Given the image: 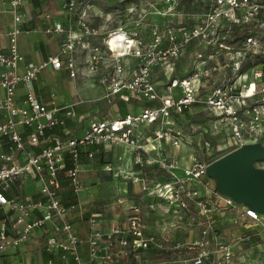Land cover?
<instances>
[{
  "label": "built area",
  "instance_id": "1",
  "mask_svg": "<svg viewBox=\"0 0 264 264\" xmlns=\"http://www.w3.org/2000/svg\"><path fill=\"white\" fill-rule=\"evenodd\" d=\"M24 1L8 0L6 11L12 16V24L0 31V254L26 243L35 228L46 225L53 231L44 243L49 258L37 264H112L111 253L101 255L98 243L123 230L115 227L104 232L96 227V216L91 214L87 218L88 248L85 261L82 260V241L70 220L79 203L65 207L60 196L66 188L75 195L82 189V151L93 159L105 145L131 147V159L136 165L156 166L168 176L155 181L150 194L183 210L190 211V202L194 204L196 212L188 225L196 223L201 229L199 238L188 246L201 250L187 258L189 264L231 261L233 245L246 241L250 222L258 226L257 230H249L251 234L264 239V215L214 188L209 197L197 187H206L205 168L213 160L192 152L187 165L181 164L173 152L151 153L136 134L137 127L145 126L154 141L168 140L175 150L183 144L191 146L194 130L192 135L175 131V120L200 106L228 134L236 144L234 148L247 142L264 146V61L249 63L255 55L264 57V1L193 0L186 12L179 7L183 0H158L149 3L153 9L144 6L139 13L137 24L147 30L131 33L121 27L98 30L91 24L92 15L87 10L92 6L91 0H62L67 23L56 22L43 30L62 34L58 51L21 66L18 36L27 29L21 27L26 15L19 7ZM1 11L5 10L0 6ZM148 16L151 20L147 25ZM244 22H252L253 29L245 30L243 38L233 43L222 42L232 23ZM121 35L124 39L114 40L117 45L109 44V40ZM195 42L202 48L193 52L194 59L187 57V69L178 70L179 59L192 55L190 47ZM220 51L226 54L222 56ZM214 56H220L221 64L212 59ZM48 66L66 69L72 80L98 82L107 98L158 104L112 119L90 120L77 136L66 127L68 119L78 118L74 104H57L52 96L45 101L36 92L34 82ZM221 70L222 79L210 81L211 75ZM158 74L161 81L156 80ZM19 85L25 88L21 99L16 95ZM55 129L66 135L60 136ZM104 169L111 168L105 164ZM28 184H35L37 197L25 194ZM216 210H234L231 224L244 227L233 245L216 239L212 216ZM136 221L135 216L129 219V245L146 248L148 240L141 238L142 230ZM128 242L120 240L123 246ZM208 244L212 250L203 249ZM184 245L177 243L173 248Z\"/></svg>",
  "mask_w": 264,
  "mask_h": 264
},
{
  "label": "rangeland",
  "instance_id": "2",
  "mask_svg": "<svg viewBox=\"0 0 264 264\" xmlns=\"http://www.w3.org/2000/svg\"><path fill=\"white\" fill-rule=\"evenodd\" d=\"M156 1L158 0H91L92 6L89 9H93L92 11L95 10L97 13L95 16L92 14V18H96L94 23L101 32L110 30L113 27H121L131 33H135L140 30H147V27L145 28V26L137 24V19L144 6L147 9H153L152 5L149 7L148 5L150 2ZM191 2L192 0L189 1V3ZM185 4L186 3L182 2L179 7L183 8ZM117 6L120 8L118 9ZM128 10H132V12L128 13ZM195 19L192 20V22H194ZM150 20L151 16H148L146 18L147 25ZM244 25H246L244 30L247 32L253 27L252 22H244ZM228 31L229 29H227L226 37L229 35ZM200 48H202V46L195 42L190 47L192 52L189 54L192 55H187L183 57L182 60L179 59L180 63L178 70L182 68L187 69L189 61L187 57L189 56L191 60L194 59L193 52ZM220 53L222 56L226 54L224 51H220ZM219 58L220 56L212 57L214 61L221 64V59ZM223 73L224 70L213 73L210 81L222 79ZM53 79H58V77H53ZM53 79L51 74L46 75V71L42 72L41 81L47 88L43 90V96H48L50 91L60 92V89L53 84ZM77 90V96H71L70 94L73 92V87L68 85L65 97H67L68 100L80 98L82 101L84 100L82 105L97 98L100 93L99 86L89 89L87 86H80ZM108 99L111 100L112 98H101L98 102V108L106 107V105L109 104ZM93 103L94 102H89L88 105L93 106ZM117 103L119 107L116 109L110 108L108 110L110 115H119L123 112L135 113L137 112L136 110L139 109L137 106H133V102L126 103L118 100ZM208 116L209 114L205 109L196 106L191 109L190 113H185L180 116V118H177L179 120H175V131H185L192 135V131L194 130V137L190 138L192 140V145L188 146L183 144L179 150L173 151V153L178 155L181 164L185 163L187 165L189 161L188 156L192 152H195L197 155H202L205 159L211 161L229 152L236 145L233 143L232 139H229L228 134L224 133L221 126L212 122ZM127 147L124 145V148H116L114 150V145L106 146L102 148L103 150L99 151L98 155L93 159H84L81 161V163H91L89 166L85 164L80 166L79 179L83 185L82 189L79 193H76V195L67 192L65 195L62 194V196L77 197L79 208L78 210L73 209V214L75 216L84 219L88 218L92 213H98L100 219L105 220V224L98 223V226L109 225V231L115 227H119L123 230V232L115 234L109 240L101 239L98 243L101 249V255L111 253L112 264H189L190 262L184 263V259L198 254L201 250L197 247L188 246L196 237L199 238L201 229V226L196 225V223H194L195 226L191 224L188 225V220L191 221V217L196 212L194 204L190 202L188 206L190 211L186 209L183 210L184 208L180 209L175 203L162 200L150 194L149 190L151 191L154 182L166 180L168 176L156 166L149 165L141 167L136 165L131 159L133 148ZM118 155L121 156L120 159L117 158ZM105 164L110 166L111 169L105 170ZM253 165L257 168L264 169V160L256 161ZM204 179L206 181V187H200L199 185H197V187H199L202 193L210 197L211 189H215V181L208 176H205ZM221 212L222 211L219 210L214 211L212 214L213 220L219 219ZM227 212L231 213V216L230 224L229 222L225 224V228L231 230V226L235 225H231V218L235 211H223V213ZM73 214H71L72 217ZM134 216L137 218L138 221L136 222L142 230L141 238L148 240V247L146 248H139V246L131 247L129 245L131 244L129 240L131 239V235L128 233L127 229L129 219ZM95 224L97 227L96 222ZM216 225L217 224L214 222L213 228H215ZM249 227L250 229L256 228L252 224H250ZM121 239L129 241L127 243L128 245L123 246V244H120ZM221 241H229V239H222ZM177 243L181 245L185 243V245L175 250L173 247H175ZM248 244L249 243L246 241L235 243V257L228 263H233L238 254L242 253L241 256L247 254L250 248L244 246ZM250 244L255 246L252 242ZM204 247V250H212L211 244ZM255 261H258V264H262L263 262L258 259H255Z\"/></svg>",
  "mask_w": 264,
  "mask_h": 264
},
{
  "label": "crops",
  "instance_id": "3",
  "mask_svg": "<svg viewBox=\"0 0 264 264\" xmlns=\"http://www.w3.org/2000/svg\"><path fill=\"white\" fill-rule=\"evenodd\" d=\"M38 0L37 5L34 4L33 0H25L22 5L19 7V10H21L24 15V20L21 22V27L24 29H27V32L20 33L18 36V49L20 51L21 55V60H20V65L24 66V63L30 62V61H35L38 62L42 59H45L48 55H53L55 54L59 47V43L62 39V34H56V33H45L43 30L47 26H52L56 22H60L63 24H66L68 19H67V14L66 12L62 9L61 7V2L62 0ZM0 6L5 10L0 12V31H5L9 29V27L12 24V16L11 14L6 11L8 9V0H0ZM89 14H93L94 16L97 15V13L92 11L91 9H87ZM93 12V13H92ZM49 15V17H47ZM96 18H91V24L94 25ZM96 25V24H95ZM94 25V26H95ZM30 27L32 29L30 30ZM46 71V75H52L53 77L58 79H53V84L60 89V92L57 91H50L48 96H43L42 92L45 90V86L41 81V76L42 72ZM55 75V76H53ZM159 75V74H158ZM156 80L161 81L162 77L159 75ZM36 92L39 97H41L43 100H48L51 98V96L54 98L55 102L57 104H74V111L77 113L78 118L76 120H71L68 119L66 121V127L71 130V133L80 136L83 132V128L87 125V123L90 120L93 119H98V118H108L112 119L115 116H123L125 114H128L130 112H123L122 114L119 115H110L108 110L110 108L116 109L118 106V100L130 103L133 102V106H137L136 111L139 112L144 106H146V101H138L131 99L129 102L121 100L119 97H115L114 99L109 100V104L106 105L104 108H98V102L100 101L101 98H104L103 96V88L102 86L97 82L92 83L89 79H80V80H72L68 77L66 69H59V70H54L52 67L48 66L46 69L42 70L34 82ZM70 85L73 87V92L70 94L71 96H77L78 88L80 86H84L89 89V88H97V86L100 87V93L99 96L91 101H88L85 105L82 103L80 98L79 99H73V100H68L66 96L67 92V86ZM47 89V88H46ZM24 86L19 85L16 89V95L17 98L21 99V95L24 93ZM52 93V95H51ZM174 94L177 95V92H174ZM69 95V96H70ZM89 102H94L92 105L89 106ZM155 105V104H154ZM92 107V108H90ZM94 109V110H93ZM132 112V111H131ZM58 130V129H56ZM137 137L140 139V142H143L145 145V148L151 153H171L173 151H176L171 143L168 142V140L164 141H154L151 139V135L149 132V128H145V126H140L137 127L136 131ZM110 146V145H105ZM126 146V145H125ZM102 147V148H104ZM127 147V146H126ZM154 147V149L152 148ZM101 148V150H103ZM122 149L124 148L121 147L120 145H115L114 150ZM128 148V147H127ZM131 148V147H130ZM100 150V151H101ZM118 159L121 158V156H117ZM88 165L91 163H82ZM81 169V167H80ZM139 190V189H138ZM25 194L30 197H37L38 195L35 193V184H28L25 186ZM62 192L60 193L61 196ZM62 197V196H61ZM96 216V223H97V228L100 230H103L104 232L109 231L110 227L109 225H99L98 223L105 224L104 219H100V216L98 213H92ZM221 216L219 219L214 220L216 227H215V234L216 239L220 240H227L229 239L230 243L233 245L235 241H237L238 234H240L241 231L244 227L243 226H231V230H227L226 225L228 222L230 224V214L231 213H220ZM73 215L70 216V220L72 222V225L74 226L77 235L81 239L80 247H79V252L80 255L82 256V260L85 261V256L87 253V248L88 244L86 243V233H87V218H79L77 216ZM217 221V223H216ZM110 224V223H108ZM228 224V225H229ZM250 224L254 225L256 228L258 226L255 223L250 222ZM248 224V226L250 225ZM232 225V224H231ZM230 226V225H229ZM250 229V230H257V229ZM252 231L247 230L246 232L247 237H246V242H248V245H245L244 247L250 248L248 249V253L245 255L238 254L236 258L234 259L233 263H228V264H238L240 262H246L247 264H258V261H255V259H258L259 261H263L264 259V254H263V247H264V239L261 236H258L256 234H251ZM52 230L49 229L46 225L37 227L35 228V231L31 235L30 239L24 243L19 245L18 248L15 249H8L4 251L3 253L0 254V264L4 263H11V264H37L44 262L49 258V256L46 254L44 250V243L46 240V237L50 234H52ZM60 236V234H59ZM198 239L197 237L194 239ZM193 241V240H192ZM228 241V242H229ZM232 241V242H231ZM227 242V241H226ZM254 243L255 246H252L250 243ZM233 248L235 249V243L233 245ZM241 249V247H240ZM236 251V249H235ZM60 252V250L56 251V253ZM235 257V256H234ZM59 263L60 262L58 259H56ZM188 262L187 259L184 260V263ZM264 261L262 262V264Z\"/></svg>",
  "mask_w": 264,
  "mask_h": 264
},
{
  "label": "water",
  "instance_id": "4",
  "mask_svg": "<svg viewBox=\"0 0 264 264\" xmlns=\"http://www.w3.org/2000/svg\"><path fill=\"white\" fill-rule=\"evenodd\" d=\"M264 160V146L247 142L216 157L205 173L215 181V189L264 215V169L253 165Z\"/></svg>",
  "mask_w": 264,
  "mask_h": 264
},
{
  "label": "trees",
  "instance_id": "5",
  "mask_svg": "<svg viewBox=\"0 0 264 264\" xmlns=\"http://www.w3.org/2000/svg\"><path fill=\"white\" fill-rule=\"evenodd\" d=\"M189 1L190 0H183V2L184 3H186L185 4V7H183V11L185 10L186 12H187V10L189 9V7L192 5V2H193V0H192V2L191 3H189ZM33 2H34V4L35 5H37V3H38V0H33ZM232 28H230V30H229V35H227V37H224L223 39H221L222 40V42H225V43H233L234 41H236L237 39L238 40H240L241 38H243V36H244V32H245V25L244 24H240V25H237V24H234V23H232ZM229 29V28H228ZM223 33H225V32H223ZM260 55H255L254 56V59L252 60V61H250L249 63L250 64H252L253 62L254 63H260L261 61H264V57H259ZM156 105V104H158V102H152V101H146V106L147 105ZM56 130V129H55ZM57 131V133L60 135V136H65L66 135V133H64L62 130H56ZM98 155V153L95 155V156H97ZM86 155L84 154V152L82 151V153H81V157H80V159H79V162L81 163V161H83L84 159H86V160H91V159H88L87 157H85ZM68 165H69V163L68 162H66ZM82 164V163H81ZM65 187H66V184L64 185ZM67 192H69V193H71L70 192V190L68 189V188H66V189H64L63 191H62V194H67ZM62 194H61V196H62ZM73 194V193H72ZM73 195H75V194H73ZM62 198V204L65 206V207H67V206H69V205H71V204H75V203H78V199H77V197L76 196H73V197H71V196H67V197H61Z\"/></svg>",
  "mask_w": 264,
  "mask_h": 264
},
{
  "label": "bare ground",
  "instance_id": "6",
  "mask_svg": "<svg viewBox=\"0 0 264 264\" xmlns=\"http://www.w3.org/2000/svg\"><path fill=\"white\" fill-rule=\"evenodd\" d=\"M116 38H119V39H124V37L121 35V36H115V37H113L111 40H109L108 42H109V44L112 46V44L113 45H117L115 42H114V40L116 39ZM128 39H131L130 37H128Z\"/></svg>",
  "mask_w": 264,
  "mask_h": 264
}]
</instances>
